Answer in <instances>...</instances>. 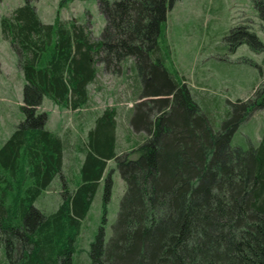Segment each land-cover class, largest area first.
Returning <instances> with one entry per match:
<instances>
[{
  "label": "trees",
  "instance_id": "16d2710c",
  "mask_svg": "<svg viewBox=\"0 0 264 264\" xmlns=\"http://www.w3.org/2000/svg\"><path fill=\"white\" fill-rule=\"evenodd\" d=\"M33 1L0 19L24 79L22 118L0 145L3 262L75 264L82 220L103 180L102 225L89 245L90 264H264V134L247 148L231 145L237 128L264 108V94L237 99L216 123L168 65L166 16L175 0H95L105 21L97 37L89 23L42 22ZM250 1L264 30V0ZM225 39L237 40L233 49L251 40L264 50L245 26L233 27ZM127 70L136 79L127 123L142 140L118 151L117 110L105 107L77 144L78 183L64 184L52 212L38 209L37 197L63 177L65 149V140L47 129V114L37 111L43 96L79 110L99 72ZM109 160L125 188L105 240Z\"/></svg>",
  "mask_w": 264,
  "mask_h": 264
},
{
  "label": "rangeland",
  "instance_id": "374dc122",
  "mask_svg": "<svg viewBox=\"0 0 264 264\" xmlns=\"http://www.w3.org/2000/svg\"><path fill=\"white\" fill-rule=\"evenodd\" d=\"M23 0H0V19L9 15ZM60 0H36L33 5L44 23L56 17L62 20L89 23L94 37L99 36L104 17L95 0H73L64 7ZM245 26L254 32L264 45V30L250 0H175L166 16V37L170 48L169 67L175 68L185 79L203 107L214 115L216 123L225 117L237 99L253 94H264V50L254 41L242 43L233 49L236 39L225 36L233 27ZM132 71L123 75L99 72L89 85L90 99L86 107L69 110L55 105L43 96L38 112L47 114L46 127L65 140L61 175L37 197L34 206L45 213L52 212L61 201L64 184L70 189L79 181L82 154L77 144L86 137L94 117L105 107L117 110V150L127 151L142 140V133L133 132L127 123L131 107L136 101ZM24 79L17 64V56L0 30V145L8 138L22 118ZM255 91V92H254ZM202 100V101H201ZM264 134V108L254 110L234 132L231 145L247 148L258 142ZM110 173L112 188L106 205L105 240L111 235L120 198L125 185L114 160H109L104 176ZM104 178V177H103ZM104 182H99L86 217L82 220L75 253V264H90L88 250L103 216ZM0 249V264H3ZM5 264V263H4Z\"/></svg>",
  "mask_w": 264,
  "mask_h": 264
}]
</instances>
